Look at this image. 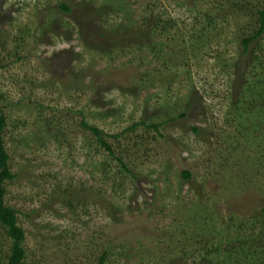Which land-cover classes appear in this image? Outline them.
<instances>
[{"label":"rangeland","instance_id":"374dc122","mask_svg":"<svg viewBox=\"0 0 264 264\" xmlns=\"http://www.w3.org/2000/svg\"><path fill=\"white\" fill-rule=\"evenodd\" d=\"M262 9L0 0V114L16 175L5 203L29 264H100L105 253V264H207L206 245L242 241L264 252L253 228L264 224V123L247 117L245 85L256 79L242 46ZM84 122L121 135L108 139L115 156ZM11 247L0 229L3 257ZM209 259L238 264L231 253Z\"/></svg>","mask_w":264,"mask_h":264},{"label":"trees","instance_id":"16d2710c","mask_svg":"<svg viewBox=\"0 0 264 264\" xmlns=\"http://www.w3.org/2000/svg\"><path fill=\"white\" fill-rule=\"evenodd\" d=\"M61 8L67 13L71 12V8L68 5H62ZM258 16L260 20L259 23H257V27L255 28L254 33L242 40V46L244 48V53L250 54L253 58L254 62H252V65L249 66L248 73L253 74L254 78L256 79L255 83L245 85L247 88L245 92L248 97L246 104H250V106H248L247 108V117L251 121L252 119H255L253 120L254 123L256 122V120L257 122L260 121L261 131V128L263 127L261 126V123H264V9L258 11ZM154 28L157 29L158 26ZM243 95L244 94H242V97ZM242 97L239 98L237 102L232 103V107L235 109V111L236 108L239 112H241V110H244V107H241L243 101ZM184 118H186V114L183 113L180 114V116L171 119L170 121L174 122L177 119ZM6 125V117L3 114H0V229L4 233V238L12 241V247L6 253L5 257H3L2 252L0 253V264H29L27 262V252L24 249L26 234L25 231L19 226L18 212L13 208L8 207L5 203V198L7 196V189L5 187V183L7 181H12L16 178V175H14L10 170V156L6 150L5 140L3 136L4 131L6 129ZM141 125L143 126L145 124H143V122L135 124L132 128H129L127 132L135 130ZM83 127L90 130L95 135L99 143L108 153H110V155L115 156V150L108 142V139H118L119 137H121V135L111 136L96 127H90L85 122L83 123ZM149 129H154L157 133H159V126L157 125L149 126ZM193 131L197 134L200 133L199 128H193ZM118 160L122 164L124 170L130 173V170L128 169L127 165H125L121 159ZM183 178L186 180H191L193 178L191 171L183 172ZM261 212L264 215V209H262ZM253 228L254 231H258L259 233L261 230V236L264 238V224L261 228L260 225L253 226ZM256 237H258V235ZM253 247L254 246H251L246 241L240 242V245L237 248L238 252L235 248L231 249V247H226L223 250L220 246L216 247L206 245L204 248V250H206L204 263L212 264V262H210L211 259L209 258L215 254L223 252L226 254L228 253V255L229 253L235 255V259H237L238 264H260V261L264 264V252L260 251L259 253L260 246L258 247V251L255 250V247L253 250ZM239 248L243 251L240 252ZM107 255L108 253L104 254L100 264H105Z\"/></svg>","mask_w":264,"mask_h":264}]
</instances>
